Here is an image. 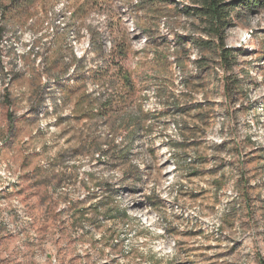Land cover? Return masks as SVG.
<instances>
[{"label":"rangeland","instance_id":"374dc122","mask_svg":"<svg viewBox=\"0 0 264 264\" xmlns=\"http://www.w3.org/2000/svg\"><path fill=\"white\" fill-rule=\"evenodd\" d=\"M82 1L0 19V264H264V8L225 30L240 80L226 94L190 42L176 60L179 40L206 37L174 8L191 0H98L78 19ZM113 62L135 86L118 117L138 122L78 118L84 90H122Z\"/></svg>","mask_w":264,"mask_h":264},{"label":"trees","instance_id":"16d2710c","mask_svg":"<svg viewBox=\"0 0 264 264\" xmlns=\"http://www.w3.org/2000/svg\"><path fill=\"white\" fill-rule=\"evenodd\" d=\"M38 1L46 0H0V19L5 23L10 22L14 26L19 24L24 25L32 18L33 13L31 8H33ZM171 2L173 1L137 0L134 7L139 5L141 9L160 12L162 10V8H160L161 4L167 5ZM97 4H99L98 0H83L81 3H78L75 8L72 7L74 17L78 19L84 18ZM174 8L179 14H184L198 22L199 25L202 26V32L206 35L205 38L201 36H188L185 40H179L177 44L181 46H179L176 51V60L180 62V64L182 61H189V49L186 48V43L190 42L198 49V57L195 58L193 63L199 68H204L207 66L206 64L210 59L213 58V60H216L224 70L223 87L226 94L236 92L240 86V80L234 78L229 72L233 69L237 57L234 50L225 45V30L227 27L233 26L234 19L240 16L239 13L241 11L245 14L258 13L264 8V0H191L189 6L185 5L180 8L176 5ZM136 10L140 9H135V11ZM162 16L164 17L166 15ZM6 29L5 25L0 24V39ZM181 47L183 48L181 49ZM128 52L129 46L124 42H120L114 45L112 57L115 58L118 56L124 58L127 56ZM206 52L210 53L212 57H206ZM113 64L116 65L118 80L122 82V90L107 97L103 102L98 103L96 98H91L90 93H86L84 90V83L80 81L82 84L78 85V88L83 87L84 91L80 95L77 103L78 106H84L85 109L81 108L77 116L78 118L93 120L96 116H101L104 117L106 121H110L112 127L122 123L131 124L132 122V124H135L138 122L139 117L136 116L118 117L117 112L119 110V104L125 102L126 98H132L134 96L135 86L131 79V75L127 71H124L118 63L113 62ZM77 84H79L78 79L66 87L67 99L71 98L73 93H76L74 87ZM96 105L98 106L97 109L94 107Z\"/></svg>","mask_w":264,"mask_h":264}]
</instances>
